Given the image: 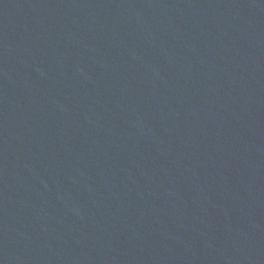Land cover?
<instances>
[{
	"label": "water",
	"instance_id": "water-1",
	"mask_svg": "<svg viewBox=\"0 0 264 264\" xmlns=\"http://www.w3.org/2000/svg\"><path fill=\"white\" fill-rule=\"evenodd\" d=\"M0 264H264V0H0Z\"/></svg>",
	"mask_w": 264,
	"mask_h": 264
}]
</instances>
